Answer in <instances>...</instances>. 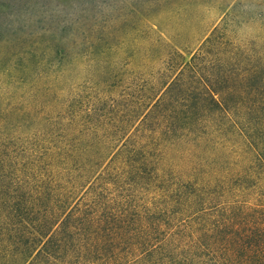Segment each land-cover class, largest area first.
Instances as JSON below:
<instances>
[{"label": "trees", "instance_id": "16d2710c", "mask_svg": "<svg viewBox=\"0 0 264 264\" xmlns=\"http://www.w3.org/2000/svg\"><path fill=\"white\" fill-rule=\"evenodd\" d=\"M224 36L68 137L0 138V264H264V57Z\"/></svg>", "mask_w": 264, "mask_h": 264}, {"label": "rangeland", "instance_id": "374dc122", "mask_svg": "<svg viewBox=\"0 0 264 264\" xmlns=\"http://www.w3.org/2000/svg\"><path fill=\"white\" fill-rule=\"evenodd\" d=\"M216 25L224 61L264 57V0H0V138L68 137L60 124L85 121L99 97L128 106L142 79L170 75L179 53L191 61ZM209 58L201 75L217 72ZM68 105L76 116L61 119Z\"/></svg>", "mask_w": 264, "mask_h": 264}]
</instances>
